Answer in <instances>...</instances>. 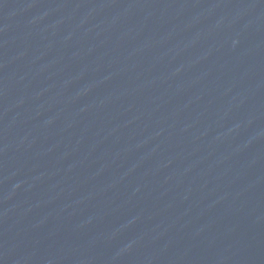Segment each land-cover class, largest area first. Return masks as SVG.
Segmentation results:
<instances>
[{"label":"water","instance_id":"obj_1","mask_svg":"<svg viewBox=\"0 0 264 264\" xmlns=\"http://www.w3.org/2000/svg\"><path fill=\"white\" fill-rule=\"evenodd\" d=\"M0 264H264V0H0Z\"/></svg>","mask_w":264,"mask_h":264}]
</instances>
